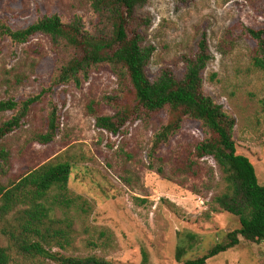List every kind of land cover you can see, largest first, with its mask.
<instances>
[{
	"label": "rangeland",
	"instance_id": "1",
	"mask_svg": "<svg viewBox=\"0 0 264 264\" xmlns=\"http://www.w3.org/2000/svg\"><path fill=\"white\" fill-rule=\"evenodd\" d=\"M139 14L150 20L144 41L154 49L147 67L150 76L162 68L180 76L181 59L190 56L199 37L206 34L211 60L204 73V92L235 118L237 152L252 162L257 181L264 186V74L252 67V44L238 31L241 25L264 29V0H146ZM50 15L63 21L82 16L89 29L97 19L90 0H0V18L15 30ZM62 54L61 47L55 49L40 34L25 44L0 41V102L44 92L24 123L4 139L10 153L9 171L0 176V185L7 186L28 170L60 159L72 165L70 194L91 205L88 216L69 212L72 246L54 252L95 256L112 264H184L239 228L236 217L213 204L223 182L212 158L202 161L200 179L178 176L172 181L156 173L157 165L149 169L147 152L159 118L129 123L125 134L117 136L96 128V116L113 114L103 102L117 87L108 72H92L80 89L59 86L49 92ZM49 101L57 108L60 128L52 143L41 145L32 137L43 129ZM11 114L0 113V124ZM201 139L195 123L183 124L160 152L166 176L176 158ZM54 216L61 219L62 211L55 210ZM240 241L206 264H264V242ZM190 243L192 247L177 262V247L187 248ZM5 246L6 238L0 236V247ZM12 258L11 264H56L43 258L22 260L15 254Z\"/></svg>",
	"mask_w": 264,
	"mask_h": 264
},
{
	"label": "trees",
	"instance_id": "2",
	"mask_svg": "<svg viewBox=\"0 0 264 264\" xmlns=\"http://www.w3.org/2000/svg\"><path fill=\"white\" fill-rule=\"evenodd\" d=\"M145 1L90 0L91 10L97 17L91 29L86 27L82 16L69 21H63L58 15L44 16L23 30L13 29L0 18V41L8 39L25 44L40 34L48 37L55 49H63L51 76L49 92L59 86L80 89L92 72L103 70L113 76L117 87L113 95L103 98L113 114L96 116L95 126L117 136L125 134L129 123L159 118L147 152L148 167L157 165L158 175L172 181L178 176L200 179L202 161L214 160L222 174L223 190L214 197L213 204L236 217L239 228L227 233L223 242L202 256L184 261V264H206L209 259L237 247L240 238L255 244L264 242V186L259 185L252 162L237 152L235 118L204 92V73L211 60L205 33L199 37L195 51L181 59L180 76L169 68L160 69L155 76L149 75L147 67L154 49L145 46L144 41L150 20L139 14ZM238 31L252 44V67L264 74V29L241 25ZM43 95L40 92L20 100L0 102V113L12 112L0 124V176H6L9 171L10 153L4 139L24 123L31 110L41 103ZM185 122L195 123L202 139L187 154L176 158L166 176L160 152ZM59 128L57 108L49 101L43 129L33 135L32 141L50 144ZM71 171L70 162L56 159L28 170L7 186L0 185V236L6 238V246L0 247V264H11L12 254L22 260L43 258L56 264H112L95 256L80 258L54 252L55 249L66 251L72 246L69 212L85 216L92 212L86 199L70 194ZM55 210L62 211L61 219L55 218ZM191 247V243L187 248L178 246L175 260L181 262Z\"/></svg>",
	"mask_w": 264,
	"mask_h": 264
}]
</instances>
